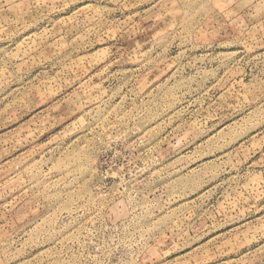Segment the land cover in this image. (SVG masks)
Here are the masks:
<instances>
[{
  "label": "rangeland",
  "instance_id": "rangeland-1",
  "mask_svg": "<svg viewBox=\"0 0 264 264\" xmlns=\"http://www.w3.org/2000/svg\"><path fill=\"white\" fill-rule=\"evenodd\" d=\"M0 264H264V0H0Z\"/></svg>",
  "mask_w": 264,
  "mask_h": 264
}]
</instances>
